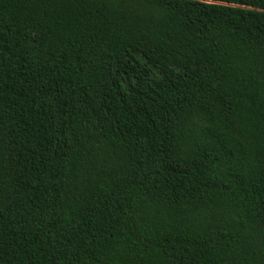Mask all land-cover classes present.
I'll list each match as a JSON object with an SVG mask.
<instances>
[{
    "label": "trees",
    "instance_id": "1",
    "mask_svg": "<svg viewBox=\"0 0 264 264\" xmlns=\"http://www.w3.org/2000/svg\"><path fill=\"white\" fill-rule=\"evenodd\" d=\"M0 264H264V0H0Z\"/></svg>",
    "mask_w": 264,
    "mask_h": 264
}]
</instances>
